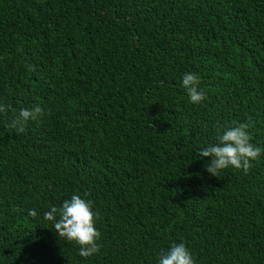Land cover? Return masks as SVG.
Returning a JSON list of instances; mask_svg holds the SVG:
<instances>
[{"label":"trees","instance_id":"1","mask_svg":"<svg viewBox=\"0 0 264 264\" xmlns=\"http://www.w3.org/2000/svg\"><path fill=\"white\" fill-rule=\"evenodd\" d=\"M0 102V264H157L181 240L196 264H264V155L220 177L200 155L249 119L264 147V0H0ZM74 192L91 257L44 218Z\"/></svg>","mask_w":264,"mask_h":264},{"label":"clouds","instance_id":"2","mask_svg":"<svg viewBox=\"0 0 264 264\" xmlns=\"http://www.w3.org/2000/svg\"><path fill=\"white\" fill-rule=\"evenodd\" d=\"M182 87L187 91L191 102L199 104L206 96L201 88L199 74L189 71L183 74ZM9 106L0 102V115L8 112ZM40 105L33 108H22L9 122V127L17 133L24 132L29 120H35L42 114ZM253 121L235 122L217 129L214 143H209L200 150L201 157H210L206 163V171L220 177L221 172L228 168L243 169L245 172L252 166V162L264 155V147L252 142L249 129ZM87 194H85L86 196ZM74 192L65 198L59 207L53 205L44 212V218L52 221L53 229L59 237L66 241H75L79 246L78 254L91 257L100 251V231L95 226L98 213L94 211L93 201ZM29 215L37 216L35 209L28 210ZM157 264H196L195 257L186 243L181 240L158 253Z\"/></svg>","mask_w":264,"mask_h":264}]
</instances>
